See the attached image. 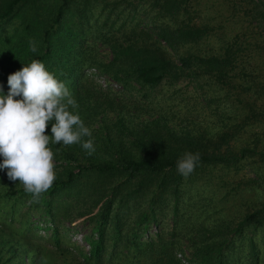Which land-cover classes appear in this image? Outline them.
Listing matches in <instances>:
<instances>
[{
	"label": "trees",
	"instance_id": "1",
	"mask_svg": "<svg viewBox=\"0 0 264 264\" xmlns=\"http://www.w3.org/2000/svg\"><path fill=\"white\" fill-rule=\"evenodd\" d=\"M235 19L246 25L228 35ZM262 26L264 0H0V94L44 62L95 147L50 143L57 179L39 199L0 168V264H181L184 242L192 264H264V193L245 211L219 201L245 166L256 176L245 184L264 180ZM89 67L121 89L94 83ZM186 152L200 159L184 177ZM77 219L88 254L68 236Z\"/></svg>",
	"mask_w": 264,
	"mask_h": 264
},
{
	"label": "clouds",
	"instance_id": "2",
	"mask_svg": "<svg viewBox=\"0 0 264 264\" xmlns=\"http://www.w3.org/2000/svg\"><path fill=\"white\" fill-rule=\"evenodd\" d=\"M31 51H37L34 42ZM8 85V95L0 94V168L7 169L9 179L19 181L25 192L39 199L57 179L49 144L81 143L91 155L95 152L94 139L80 115L73 111L77 104L65 82L44 62L32 60L24 64L9 76ZM49 123L51 135L46 134ZM199 159V153H184L177 160L178 173L189 176Z\"/></svg>",
	"mask_w": 264,
	"mask_h": 264
},
{
	"label": "rangeland",
	"instance_id": "3",
	"mask_svg": "<svg viewBox=\"0 0 264 264\" xmlns=\"http://www.w3.org/2000/svg\"><path fill=\"white\" fill-rule=\"evenodd\" d=\"M217 4V2H215L214 6ZM211 8L210 3L208 6V10ZM220 8H223L222 6ZM212 10V9H210ZM239 20L236 23H227V28L225 29V31L227 32L228 35H233L235 34V32L237 30H241V27H245L246 23H239ZM254 25V24H253ZM264 26H262L263 28ZM262 28H256L253 27L249 30V32L252 30L254 32H256L259 29ZM261 31V30H259ZM262 36L264 35V30L261 32ZM258 35H255V37H257ZM254 39V38H252ZM212 44H214L216 47L221 44V42L218 40H216L215 38L212 39ZM102 49V48H100ZM99 49V50H100ZM102 54L103 52H106L108 54H106L107 59L111 57V54L109 53L108 50L105 51H100ZM254 55L256 58L260 56L261 53H257L254 52ZM88 77L90 79H92V81L94 83H97L99 86L105 88L106 86L109 87L111 90L114 91H118L121 89V85L117 84L116 82H114L112 79L110 78H106L103 75L98 74V70L95 67H89L86 68L84 70ZM109 83L108 85L106 83ZM181 86H184V82L183 83H179ZM214 121V120H213ZM211 125V123H209ZM216 124V123H215ZM217 125V124H216ZM213 125V128L216 126ZM212 126V125H211ZM248 163L251 162L250 160L247 161ZM230 181H232L230 183V186H234V184L240 182L241 186L237 188L236 191H231L230 194L228 195L229 198H227V201H223L221 199H219L217 197V199H219V201H221V207L223 208V212L227 214L230 212H239V211H245L247 209V207L254 205L257 202V199L260 197L259 195L264 193V180L258 179L256 182H253V184H245L244 181L248 179H253L256 178L254 172L252 170H250L249 165L245 166L243 169H241L236 175L233 174H229L228 175ZM216 179V178H215ZM262 183V185H261ZM222 188V187H221ZM228 189L227 188H222L220 189V192L218 191V196L222 197L225 193H227ZM241 198H244L243 200H241ZM38 217H32L31 221H35L37 222ZM40 221V220H39ZM165 223V227L167 228V226L170 227L171 225V219L168 217L166 220H164ZM66 226H71L70 230L68 232V236L71 240V242H74L75 244L78 245V247L82 248L84 253L88 254L89 250H90V246L89 244L85 241L84 236L89 232L88 228L82 227L81 225V219H77L73 224L69 225L68 223H65ZM158 227L156 225H151V227L149 228L147 234H144L143 238H147L148 235L153 234L157 231ZM40 235H45L48 234L49 232H46L44 229H41L39 231ZM41 242H44L43 240H41ZM73 254L74 257H76L78 255L77 249L73 250ZM8 254H6L5 257H7ZM79 257V255H78ZM176 258L180 261L181 264H192V256H191V251L188 248L187 242H184L181 250L177 251L176 253ZM71 259L68 258L67 260V264H70Z\"/></svg>",
	"mask_w": 264,
	"mask_h": 264
}]
</instances>
